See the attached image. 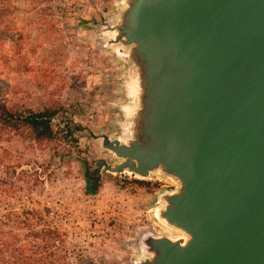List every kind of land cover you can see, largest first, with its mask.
<instances>
[{
  "label": "water",
  "instance_id": "obj_1",
  "mask_svg": "<svg viewBox=\"0 0 264 264\" xmlns=\"http://www.w3.org/2000/svg\"><path fill=\"white\" fill-rule=\"evenodd\" d=\"M98 39L126 67L101 172L159 175L134 264H264V0H118Z\"/></svg>",
  "mask_w": 264,
  "mask_h": 264
},
{
  "label": "rangeland",
  "instance_id": "obj_2",
  "mask_svg": "<svg viewBox=\"0 0 264 264\" xmlns=\"http://www.w3.org/2000/svg\"><path fill=\"white\" fill-rule=\"evenodd\" d=\"M117 7L118 0H0V100L60 109L51 140L34 139L28 128L0 137V211L35 209V264H134L143 231L176 235L153 217L157 196L174 187L170 179L103 171L97 193L85 190L97 161H117L96 138L115 134L124 101L126 67L97 31ZM48 227L62 237L43 233L49 257L36 237Z\"/></svg>",
  "mask_w": 264,
  "mask_h": 264
},
{
  "label": "trees",
  "instance_id": "obj_3",
  "mask_svg": "<svg viewBox=\"0 0 264 264\" xmlns=\"http://www.w3.org/2000/svg\"><path fill=\"white\" fill-rule=\"evenodd\" d=\"M59 110L55 107H45L42 110L14 108L8 104L7 99L0 100V137L10 131L28 128L34 139L51 140L55 136L51 120ZM74 128L81 129V126L74 124ZM67 129L71 134L73 130L70 126ZM15 171L16 168L13 173ZM1 180L10 187L8 178L3 177ZM86 180L89 183L86 192L96 194L99 180L95 172L86 173ZM43 233L52 241L62 240L61 234L50 227L36 233V237L42 236L43 241V245H37L39 251L48 257L54 256L51 240L47 243ZM0 264H35V209L0 211Z\"/></svg>",
  "mask_w": 264,
  "mask_h": 264
}]
</instances>
